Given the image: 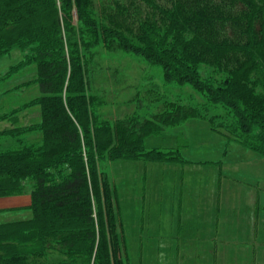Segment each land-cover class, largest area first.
I'll return each instance as SVG.
<instances>
[{
    "label": "trees",
    "instance_id": "trees-1",
    "mask_svg": "<svg viewBox=\"0 0 264 264\" xmlns=\"http://www.w3.org/2000/svg\"><path fill=\"white\" fill-rule=\"evenodd\" d=\"M59 1L63 30L55 14L40 17L46 1L0 0V56L10 46L31 51L41 109L33 128L42 134L40 145L0 150V197L21 194L24 181H33L31 217L0 223V264H126L119 207L100 162H181L174 152L145 151L144 141L190 118L264 158V0H171V9H156L160 24L131 37L142 47L124 34L126 18L107 27L92 15L93 0ZM73 9L79 24L71 26ZM102 39L161 66L166 83L204 92L206 106L169 104L150 120L102 118L89 63ZM204 66L212 69L206 78Z\"/></svg>",
    "mask_w": 264,
    "mask_h": 264
},
{
    "label": "rangeland",
    "instance_id": "rangeland-1",
    "mask_svg": "<svg viewBox=\"0 0 264 264\" xmlns=\"http://www.w3.org/2000/svg\"><path fill=\"white\" fill-rule=\"evenodd\" d=\"M40 1H46L48 6L40 17L49 19V14H55L63 30L65 13L60 1ZM6 2L11 4L12 0ZM170 2L93 0L92 15L105 26L119 16L126 18L128 28L124 34L134 47H142L143 41L131 37L149 22L156 20L160 24L156 9H171ZM69 18V25L79 24L75 9ZM30 55L29 48L10 46L0 56V150H17L26 145H40L42 141L41 132L33 128L41 121V109L36 103L40 97L37 65L29 60ZM89 63H93L91 85L100 101L99 114L110 122L132 116L153 118L169 104L174 107L207 104L204 92L190 85L166 83L161 66L152 64L137 51L122 50L110 39L92 46ZM211 72V68L204 66L200 75L206 78ZM216 111L225 115L222 109ZM232 119L229 117L228 122ZM144 147L147 152L153 149L174 152L192 163L185 164L181 157V163L150 159L99 163L119 207L127 245L126 264H264V158L260 154L213 130L201 118L164 126L161 133L145 139ZM207 170L214 175L213 180ZM220 173L228 175L224 176L225 181ZM220 178L224 184L221 191ZM24 185L25 190H31L33 181L26 179ZM195 188L202 195L197 196L200 212L196 216H205L202 206L213 209L214 224L212 219L204 218L205 224L213 225L211 234L203 228L201 236L199 233V237L191 235V238L193 221L188 225L185 217L187 212L194 215V209H189L192 205L188 194ZM203 201L207 203L203 205ZM223 206L237 208L243 214L234 210L238 216L226 217V224L220 227L216 225V216L217 209ZM13 214L1 213L0 223L17 221ZM249 214L258 220V227H252L253 235L257 231L256 235H260L255 242L251 238Z\"/></svg>",
    "mask_w": 264,
    "mask_h": 264
},
{
    "label": "crops",
    "instance_id": "crops-1",
    "mask_svg": "<svg viewBox=\"0 0 264 264\" xmlns=\"http://www.w3.org/2000/svg\"><path fill=\"white\" fill-rule=\"evenodd\" d=\"M181 158L185 161V164L186 163H192L191 161L186 160L183 157H181ZM179 163H181V162H179ZM206 174L209 177H211L210 178L211 180H213L214 175L208 173V170L206 171ZM219 176L222 177L223 180L225 181L226 178H224V176L227 177L228 175H224L223 173H220ZM258 176L259 175H256V177H258ZM222 178H220V181H219V184H220L219 186L221 188V189L219 188L220 191L222 190V187L224 186ZM257 180L261 181L260 178H258ZM211 185H212V183H211ZM30 193H31V190H25L23 193L18 194V195H10V196L0 197V215L3 212H7V213L13 212L14 213L13 216L16 215L18 217L17 221L29 219L31 217V216L29 217V215L31 214V210L29 208L30 202H31ZM188 195H189L188 201H191V205H192L189 207V209L191 207L194 209L193 210L194 215L192 213L187 212L186 217H185V218H187L186 223L188 225H189L190 221H193L190 225V226H192L190 228V233H189L190 237L192 238L191 235H193L195 237H199V233L201 236V233L203 232V228H205L206 230H209L208 233L211 234V228L213 227V225L209 227L207 223L205 224L204 218H205V220L209 219V218L212 219V222L214 224V217H213L214 210L213 209H205L202 206L201 211L205 214V216L204 217H202V216L197 217L196 214H198V212H200V210H198V204H196L198 202L197 196L199 198H202V195H200L198 193V190L196 188L192 192L190 191ZM205 199H208V198H203V200H205ZM206 203H207V201H203V205ZM234 210H238V209L237 208L232 209L231 206H226V207L223 206V207L218 208L217 209V216H216V219H217L216 225L222 227L226 224L224 222V219L226 217L228 218L230 215H233V217L238 216V212L240 214H243L242 212H240V210H238V212L236 211V213ZM23 215H25V216H23ZM247 217H248L249 227H250V231H251V238L253 240V237H254L255 240H253V241L255 242L260 237V235H256V233L259 234V232L257 231L256 233H254L257 236V237H255V235H253L252 227H255V226L258 227V220L256 218L250 216V214L247 215ZM216 236L219 237V233ZM254 242H252V243H254ZM253 257H254V260H257L255 253H254ZM224 263L226 264L227 262H224Z\"/></svg>",
    "mask_w": 264,
    "mask_h": 264
}]
</instances>
